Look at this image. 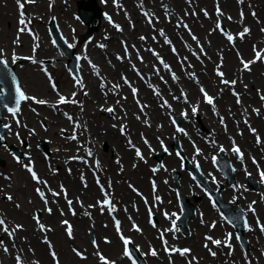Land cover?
Returning <instances> with one entry per match:
<instances>
[{
    "label": "rangeland",
    "instance_id": "obj_1",
    "mask_svg": "<svg viewBox=\"0 0 264 264\" xmlns=\"http://www.w3.org/2000/svg\"><path fill=\"white\" fill-rule=\"evenodd\" d=\"M124 4L121 6V9H125V11L121 14L120 18L121 20H123L124 24L126 25V16L128 14H130L131 12H127V10H130L131 6H134V4H136V2H138L137 0H130V3L128 0H123ZM184 2L183 7L181 8V12L184 15L185 11L187 10V4L185 1H190V2H194L195 4H199V8L200 6H212L213 3L210 4H201L202 1H206V0H182ZM210 1V0H209ZM213 1V0H211ZM132 2V3H131ZM256 2L260 3V6L256 5V4H252L251 0H247V9L246 12H244L243 10H241V6H239L240 9H238V11L236 12H230L229 10L231 9H227L225 6L221 9H226L230 14H233L234 19H238L240 26H243L244 24H246V21L249 20V24L251 28H253V30H262L264 29V1L263 0H256ZM96 3H100L99 0H96ZM37 4V5H36ZM35 5H33L34 7L30 6V10L31 13L35 16H37L38 20L35 21L34 20V24L37 28V38L40 36V31L42 29L43 33H42V43L49 45L53 48L52 51L48 52L49 54L47 56L49 57H53L55 55V53L57 54V49H55V47L52 45L50 38L47 34V25H48V21L51 19V17L54 15H56L57 19V23L58 25L61 27L62 31L66 32L65 37L67 36L68 38H74L75 36L79 37L80 32L78 31V29L80 28L81 30V34L84 35V33L87 36H91L93 34H95V36L98 37V39L96 41H101L100 37H99V33L94 32L93 34H90L86 31V27L84 25L81 24V22H79L78 18H77V11H76V7H77V1L76 0H37V3ZM51 4V7H50ZM60 5V7H57V5ZM210 4V5H209ZM100 5V4H99ZM214 6V4H213ZM69 7H72L73 9H69ZM219 7V5H218ZM17 0H0V16L5 17V18H11V29L9 31H7L4 40H2L0 38V48L4 47L5 49L8 48V46L11 45V39L13 38V31L15 29V27L17 26V18L19 16V14L17 13ZM43 8V11L41 10ZM197 6H194V9L196 10ZM215 8V6H214ZM69 9V10H68ZM220 9V8H219ZM12 10H14L13 14H11ZM198 10V9H197ZM45 12V13H44ZM253 12H255V16L253 15ZM153 14H155L154 12H152ZM241 13H243V17L241 16ZM181 14V13H180ZM181 14V15H182ZM162 17L164 18V15H162ZM179 17H183V16H179ZM191 20V19H190ZM195 20L198 21V19L195 18ZM105 20L102 21V25L106 24L104 22ZM134 23V22H133ZM130 22H127V25L125 26L126 29L131 31V34L129 36L127 35H120L119 37H125V39H127L130 42H135L137 39H139V35L140 34H147L145 31H149V29L145 28L144 29V25L142 28L138 29V30H132L131 27L129 26ZM102 25L100 27H102ZM138 25V24H137ZM221 25V28L223 29V32L226 33L227 29L223 28V25ZM63 26V27H62ZM105 26V25H104ZM108 26V25H107ZM4 27V22L0 20V33L2 28ZM74 28V30H73ZM216 28V27H215ZM217 29V28H216ZM220 29V28H218ZM221 30V29H220ZM205 34H208L207 32L209 31L208 29H204ZM210 35V34H209ZM262 36H264V34H261ZM3 37V36H1ZM66 37V38H67ZM86 41V37L84 36L83 41ZM221 41V40H220ZM69 42H72V39H69ZM85 42L81 43L80 46V50L83 49ZM3 45V46H2ZM116 46H117V50L119 51V55L124 54L125 48L124 46L120 45L119 42V38L116 39ZM8 50V49H7ZM78 51V48L76 49ZM82 54L83 51L81 50ZM117 53V52H115ZM118 54V53H117ZM53 55V56H51ZM218 58V57H217ZM212 61L211 62V73L213 72V68L218 66V64H222L225 65V62L222 58H219ZM19 65V68H17L18 70H20V75H21V79L23 80L24 84L26 85V87H29V91H31L32 93H34V96L36 97L37 100H40L41 98L44 97H50V99L55 100L56 96L54 93H51L52 91H50V89L48 88V85L46 83L45 78L43 77V75L39 72V70L37 69V65L33 64V62L31 63H27V64H17L16 66ZM218 70H220L218 67H216ZM106 71L104 72V76H98L96 74L91 73L88 77V79L94 80V83L97 85L98 82L103 81V83L105 82V85L108 83H113L112 80H114L115 77H120V74H122L124 72V70H120L117 68V70H113L111 67H107L105 69ZM52 77L54 78V76L56 77V81L59 84V87L61 90L69 93L70 90H72V92H75V88H76V99L78 104H75L74 106H80L81 110V118H83L82 123H80L79 127H81L80 131H76V129L71 130L73 124L71 123V121H79L80 117L78 119L77 115L74 114V117L71 116V120H67L65 114L60 113L59 115H54V111L51 107H45V106H41L36 107L35 111L31 110L28 111L30 112L29 114H31V118L32 121H29L30 119L26 116L27 113H22L21 114H17L15 117H12V119L10 118V120L12 121L11 123V127L13 128L11 130L6 129L3 132V136L5 135V143L7 144L6 146H8L10 143L14 142V143H18V145H20V140L22 139H26L27 136L30 137V142L27 141L26 139V146H21V149L25 151L26 156H24V158H22L21 160H19V162H15L13 156L11 155V153L7 150L6 146H0V151L2 152V158L4 160V164L0 165V175L2 176V178L6 181H4V183L7 186V189H4V191H0V196L3 198V193H9V195H11L13 197V199L11 200V202H7V204L9 205H13L15 206L13 209L9 208L11 210H16L19 207H17V205L22 206L24 202L27 201V199H29V196L31 195L32 197H35V195L32 193L33 190V186L37 185L38 183H32L30 181L29 175H31V173L26 169L25 165H28L27 162L30 160L31 158L34 159V152L38 153L39 155H41L43 157V163L38 166V164L35 163V166H31L33 167V170L37 173L38 176H40V181H42L41 183L44 185L45 188H48L49 191L51 192L52 197L49 199L48 198V208L51 209V213L48 212L47 216H52L54 213H56V224H53L51 221L47 222V219H43V220H39V224H43L45 225V227H51L52 228V232H47V240L49 241V245L44 247V251L45 254L47 256V262L48 264H68L69 262L71 264H82L83 261H81L80 259L84 260V264H86V258H81V256L77 255V252L80 253H85V247L86 246H90L93 250L91 251V253H94V256H97V259L99 260V256H103L105 258V260L107 262H109L110 264H112V262H114V264H119L120 263V256H122L127 264H132V260L133 258H129L127 256L124 255L123 253V246L124 244L120 241V236H125V235H120L118 238V243L116 246L113 247L112 251L110 252H103L100 251L101 248V242H105V240L108 241L109 238H111V234L107 233L106 231L104 233H99L97 235L103 238V241H96V235H93V238H91L90 236V229H86V233H84V235L77 240L76 242V236L78 235V231H76V225L74 222H70L67 219V215H70V208L68 209L69 205L65 204V200L66 198H68V195L63 191V189L65 190H69L68 185L64 182V179L61 178V176H65L63 174H67L65 171V164L63 163L62 166H60L57 162H61V157L65 158L67 161L69 160V158L71 160L74 159L73 155H75L74 151H75V147L73 148L72 151H70V147L65 146L64 143L66 141H71L74 145H76L75 143L77 142H81V140L84 139H88L89 136H93L91 134V130L93 129H97V133L99 134H103L104 132H106V128H104V124L100 126L96 124L95 119L93 118V114H90V110L91 108H93L94 106L97 108L99 107V104H97L95 101V97L92 96V87L91 86H85L83 83H86V80H84V77L86 74L82 75V78L80 77V82L82 81L83 83H78L77 80H72V79H68L66 77V70L61 67V64L57 63V68L56 69H51L50 70ZM224 72V71H223ZM34 75L37 76L39 78V80L41 81L39 86H34L32 83H30L29 78L30 75ZM214 74V73H213ZM27 76V77H26ZM65 76L67 78L66 81L61 80V78ZM36 79V77H35ZM243 83V82H242ZM102 84V83H101ZM75 88H74V86ZM245 85L247 86L246 83L242 84V87L244 89H247V87H245ZM254 87L256 88V93H257V97H255V99L259 102H256L252 96H247L245 94V96L243 98L240 99L241 104H239L237 107L239 110L238 113H236L233 110L232 114L233 116H231L232 111L228 112V116H226L227 118L229 117V119L234 120L235 124H231L230 122H223L221 124V126L224 128V130L226 129L227 133H232V134H236V133H240V131L245 128L246 132H249V129L246 128V126L248 125L247 123H245V121H249V122H253L255 121L256 117H260L262 119V121H264V100L261 99V96H264V91H262V89H260L261 87H259V85H257V83L254 84ZM48 89L49 91L46 92L45 90ZM197 92V91H196ZM48 93V94H47ZM51 93V94H50ZM83 96V98L81 97V95ZM198 98H199V94L197 92ZM233 95H232V101H233ZM101 98V97H100ZM117 99L120 98V96L116 97ZM140 99L145 102L146 98L144 96H141ZM244 99H248L247 102H244ZM259 99V100H258ZM81 100L84 101V104L81 105L79 103H81ZM116 100V99H115ZM235 100V97H234ZM102 101V100H101ZM132 102V101H131ZM235 102V101H233ZM133 103V102H132ZM101 104V103H100ZM134 104V103H133ZM32 104H30L31 106ZM91 105L93 107H91ZM90 106V107H89ZM104 106V108H106L104 111V109L102 108V110H97L98 114L100 116H102L104 118V120H108L109 122H115L116 125L119 124V121H114V117L112 115H117L116 113L110 116L109 114H107V109L108 108H114V105L111 104L109 106V102L103 101V104L101 105V107ZM109 106V107H108ZM121 108H123L122 105H120ZM135 106V104H134ZM252 106V110L248 109L249 107ZM108 107V108H107ZM69 108H67L68 111ZM255 110H259L258 113ZM263 109V110H262ZM134 110H137L136 108ZM84 111L86 112L87 117L89 118V120H87V118L85 117ZM102 111H104V114L102 113ZM42 114H41V113ZM70 112V111H68ZM137 112V111H135ZM223 112V111H222ZM39 113V114H37ZM221 113V112H220ZM79 114V113H78ZM92 117H90V115ZM201 114V115H200ZM224 114V113H223ZM221 114V115H223ZM97 115V113H96ZM127 115V114H126ZM203 115V111H201V109L199 110V112L197 113V117L196 115L193 114V118L195 119V121L199 118V120H201L198 124H195L196 127H194V129L196 131V136H198V134L201 133L202 131V122L204 121V116ZM219 114H217L218 116ZM225 115V114H224ZM40 118H38V117ZM79 116V115H78ZM95 116V115H94ZM119 116V113H118ZM214 117V121L215 120H221V117ZM220 116V115H219ZM166 120H167V116L165 114ZM45 118L48 120V123H44L43 120H45ZM77 118V119H75ZM18 119L20 121V124L17 125L16 120ZM27 119V120H25ZM29 119V120H28ZM146 119L148 122L152 121L149 119V116H146ZM4 120V118H3ZM62 120V121H60ZM240 120L242 122H240ZM58 121V122H57ZM6 122V121H5ZM244 122V123H243ZM63 123V124H62ZM65 123L68 124V127L66 128ZM239 123H241L239 125ZM154 125V135L155 136H160L162 135L161 132H158V129H160V125L161 127L163 126V124H161L158 120L156 122H153ZM231 125H233V128L231 129ZM109 127L111 128L112 126L109 124ZM67 129V133L64 134V132H62V129ZM120 127L116 126V129H114L118 134H120L119 129ZM130 128L133 130L132 132H130L129 134H127V137H123L122 134H120V136H122V142H123V147L128 150L132 155V159H128V155L126 154L125 158L123 157V154L120 153L119 151H115L117 158H115L113 160L112 156L109 155V153H106V144H99V149H101V151L106 154L105 156L103 155H96L97 157H99V159H97L96 161L99 162L101 164V166H103L102 170H99L97 172H95L99 178L94 177L93 173L94 171H92V169L89 170L86 169L87 173H88V185L91 187H94L95 189H97L94 185V182H105L106 184V189L109 193V199L108 200H112L114 203H117V206H119V208H121V213L123 214V218L118 219V216L115 214L114 215V220H109L108 218H102L100 219V224L103 226V230L108 229V231L110 232H114L112 233L115 234V236H117L116 234L119 232H122L123 234L125 233V227H124V223L125 225L127 224V222L129 221L130 217H127L126 215H128V213H125V210L127 211L128 209H130L132 206H137L138 207V212L135 211V208L132 211L129 212V214H132V212H134L133 215H135V213H140L139 211L142 210L143 212V216H138L136 217H131L130 219V223H132L133 228L134 225L138 226V228L140 229L137 233L147 242H143V247L144 249L146 247H149V245L151 246H155V244L160 245L161 247H165L164 246V242L163 241H167V245L168 247L170 245H172L173 243L170 242H175L177 241L178 238H182L185 239L188 234H189V230H187V232H182V231H169V229H172V214L173 212H175V210L178 211V200H177V191L174 188V182H173V177H172V173L171 170L167 169L166 166H164V168L160 167L163 159L167 158V156L170 155H166V154H175L177 152H179L178 150H174L170 145L167 146L168 149L167 151H169V153H162V158L161 159H155V152L154 153H150L151 149L148 148V150L146 151V157L149 158V160L147 159H141V158H136L134 153L131 151V149H127L126 148V138L127 140V145L130 146V148L133 149V147L139 149L141 146V137L146 139L147 138V129L143 127H141L138 131L137 125H133L131 124ZM144 129V131H143ZM35 131H40V136L39 138H32V136H30V134L32 132ZM75 132V133H74ZM159 133V135H158ZM18 134V135H17ZM74 134L77 136L76 140H72L71 137ZM165 134V132L163 133ZM147 135V136H146ZM154 135L152 136V138L154 137ZM252 137V136H251ZM149 138V137H148ZM260 138V144L259 145V149L264 146V135H259ZM40 139V140H39ZM151 140V139H150ZM85 141V140H84ZM43 144L45 145L46 150H50L52 151V155L49 156L47 154H45L42 150L46 151L44 148L40 149L39 147H41V145L39 144ZM131 142V143H130ZM133 146V147H132ZM237 146V145H234ZM44 147V146H43ZM68 149V150H67ZM160 151V149H158ZM162 151V149H161ZM261 151V149H260ZM83 152V150H82ZM31 153V154H30ZM234 155L235 153L232 152ZM141 154H143V150L141 152ZM210 154L211 152L208 153L207 157L210 158ZM31 155V157H30ZM95 155V154H93ZM219 153L214 154V156H218ZM49 156V157H48ZM70 156V157H69ZM115 156V155H114ZM68 159H67V158ZM177 158V157H176ZM225 158L228 160L229 165L231 166V172L232 174L234 173V168L233 165L230 161V159L227 157L226 153H225ZM93 157L92 155L89 157V159H87V157H83L81 158L80 161H83L85 164L86 162L89 163H94V161L92 160ZM64 160H62L63 162ZM192 161V160H191ZM257 161V160H255ZM54 162V163H53ZM212 162V159L210 160V164ZM180 163V159L177 158V161L175 163H173L172 165H170L171 168H179L178 170L180 171V175L178 177L179 183L180 185L186 182V180H189V182L195 184V180L192 179L190 177V174L187 173V171L182 169V162ZM55 164V165H54ZM213 164V168L215 169V174L218 175V180H221L223 185L226 186H233L234 182H236L235 180H237L236 178L233 177V180L228 183L226 182L227 180L223 179L224 177L222 175H220L217 172V167L215 165L214 162H212ZM194 165H198L195 164ZM92 166V165H91ZM60 168V169H59ZM156 171H153V170ZM201 174L204 176V178L207 180V183L209 182L206 175L203 173V171L201 170ZM93 172V173H92ZM63 173V174H61ZM214 174V176H215ZM250 174V173H247ZM6 177H8L6 179ZM250 177L253 179L254 182H256L258 184H252L249 181L248 175H245L244 177V184L246 185L247 188H249L251 191H259L260 189H264V182L262 184H260L256 179H254V177L250 174ZM11 178V179H9ZM25 179L27 180V182L25 181ZM109 181V183H108ZM172 181V182H171ZM243 181V180H241ZM26 182V184H25ZM43 182H46L43 183ZM21 183L25 184L24 189L19 188V190H16L17 186H21ZM79 183V182H78ZM86 183V184H87ZM153 183H155V189L153 187ZM174 183V184H173ZM210 183V182H209ZM208 185L210 187L213 186V184H209ZM80 184V183H79ZM218 184V183H216ZM215 184V185H216ZM62 186V187H61ZM131 187H135L136 189H138L139 191L141 190V192L143 193L144 197L148 199V201L146 202L145 200H143L146 205L148 206V209H150L152 212L155 213V203H157L158 205V210L159 213H161L163 211L164 215L165 213H167L168 215L163 218L162 222L159 223L158 227L155 228V226H153V223H155V217L153 219H148L146 212H145V206H143V204L141 203V207L138 206L136 203L139 202L140 200L138 197H135V195H133L134 193L130 190ZM27 188V189H26ZM127 190L128 192L131 193V200L129 201H125V200H118V197L116 196L117 190L118 191H122V190ZM219 189L218 186L214 187V190ZM236 190V189H234ZM63 191V195L66 197L60 198L58 196H60L62 194ZM193 191V196L194 194L197 196V198L195 200H191V202H194L195 205L198 204L200 198H203L206 202V204L209 206V208L214 212V214H217V216L219 215V213L215 212L214 210L216 209V207H211L208 200L212 203L211 198L209 196H207L206 194L207 192V188L206 190H202L201 192H195ZM54 193L58 194V195H54ZM191 193V192H190ZM24 194L25 199H19L18 196ZM99 199H96V204L98 205V207L93 211V213L88 214L87 216V221H90V223L92 224L95 216L97 217V215H99V212L101 210V205H100V198H103L102 194L97 190V194H96ZM159 196L161 199L159 201H155V196ZM189 195V194H188ZM191 197V199H193L192 194L189 195ZM36 198V197H35ZM63 202V209L61 206H58V202L59 201ZM84 200V199H83ZM12 201L15 202L12 203ZM1 203H4V201L2 199H0ZM136 202V203H135ZM27 203V202H26ZM113 203V205H114ZM41 204V202H40ZM93 204V198L89 197V199H87L86 201V206L89 207ZM74 205L76 206V203L74 202ZM40 206V205H39ZM6 207L2 205L0 207V217L4 218L6 221V224L8 225L9 229H13L15 228L16 225H22V229L16 230L14 233V236L12 238H10L7 234H4V232L2 231V229H0V240L4 241V246H7V248L9 249L8 253H5L1 248L0 250V257L3 256L5 257H9V259L12 260V264H17V261L15 259V255H20L21 257V261L24 260L22 250L27 251V249H30V251L34 252V245L32 243L29 242V240L27 239V234L25 233V229H26V225L24 223V221L17 216H6ZM104 207V206H103ZM75 210L74 213L76 212V208L75 207H71ZM41 209H42V204H41ZM105 209V208H104ZM176 211V212H177ZM205 212V210H203ZM105 212V211H104ZM208 211H206L207 213ZM73 213V215H75ZM205 213V214H206ZM108 214V213H107ZM5 215V216H4ZM32 216V215H31ZM29 217L30 220L32 221V224H35L37 227V230H40L39 224L37 222L36 219H33L34 217ZM78 216H80V214H78ZM215 216V217H217ZM208 216H206L207 218ZM220 217V215L218 216V218ZM80 218V217H79ZM191 219V218H190ZM189 219V220H190ZM119 221L120 222V230L117 231V227H116V223L115 221ZM188 220V222H189ZM208 222L206 221V223H204V227L208 230H214L215 227H211L212 223L210 222L211 220L207 219ZM62 221H67L68 224L65 225L64 223H62ZM124 221V222H123ZM143 221V222H142ZM128 222V223H129ZM210 222V223H209ZM220 225H221V229L223 234L229 239V242L231 244V248H229L227 246V248H225L223 251H225V254L230 253L231 250L233 249L232 254H236L238 257H242L245 252L247 251V247L244 246L239 239H237V235H236V230L233 228V226L227 221L225 220V218L222 216V218H219ZM57 226H59L60 230L59 231H55V229L57 228ZM68 226H71L72 229V233L71 236H69L68 234ZM188 226V225H187ZM129 227H131V224H129ZM115 228L116 232L113 230ZM163 232L168 235H164L163 234V240L161 239V233L162 230ZM146 231H148V233L146 234ZM85 232V231H84ZM141 233V234H140ZM229 233L231 234V238H229ZM41 236V234H39ZM133 235V234H132ZM135 235V234H134ZM133 235V236H134ZM65 239V241H63V239ZM201 239V237L199 238ZM245 240L247 242V239L245 237ZM93 241H95V244L93 243ZM134 246L136 247L137 251H139V245H141V243L137 240V238L134 236ZM109 242V241H108ZM154 242V244L152 243ZM24 243V245H22ZM13 244L15 245L13 247ZM136 244V245H135ZM149 244V245H148ZM153 244V245H152ZM51 245V247H50ZM179 245V244H176ZM264 245L261 244L260 246V251L257 255L254 256V258L257 260V258L260 256L261 251L262 254H264ZM3 248V246H2ZM179 248V247H178ZM183 248H187L186 246ZM75 249V251H74ZM54 251L56 253V258L54 259L53 256L51 255V252ZM18 252V253H17ZM141 255H144L145 252L144 251H139ZM67 253H69L73 258L71 259H67ZM193 256V255H192ZM11 257V258H10ZM194 257V256H193ZM202 257V256H201ZM214 258H216V256H212ZM244 257V256H243ZM141 258L144 260V258L141 256ZM33 264H45V258L43 259L42 255H34L32 257V259L30 260ZM100 261V260H99ZM254 261V260H252ZM137 262V261H136ZM184 263L186 264V261H184ZM260 263H263V260H261ZM257 262V264H260ZM137 264H139L137 262ZM144 264L145 260H144ZM168 264H172V262H169ZM194 264V263H192ZM232 264H239V262H237L236 260L233 261Z\"/></svg>",
    "mask_w": 264,
    "mask_h": 264
},
{
    "label": "bare ground",
    "instance_id": "obj_2",
    "mask_svg": "<svg viewBox=\"0 0 264 264\" xmlns=\"http://www.w3.org/2000/svg\"><path fill=\"white\" fill-rule=\"evenodd\" d=\"M128 1L130 3V0ZM245 1L247 0H242V2L241 0H220L219 4L221 7L225 6L228 10L232 8L231 10H229L230 12L238 11V9H240L239 6H241L242 8L241 10L246 12L247 5L245 4ZM251 1H252V4H256L260 6V3L256 2V0H251ZM209 2L210 4L213 3V1L211 2V0L210 1L206 0V1H202L201 4L204 5ZM106 3H107L106 8L108 10L110 8H114L115 6L114 1H107ZM144 3L153 7L156 11L167 10L169 12H172L173 10L174 12H181V8L184 5V2L182 0H144ZM213 4L212 6L206 7V11L215 12ZM29 5L31 6L32 3H29ZM57 7H60V5L58 4ZM69 9L71 8L69 7ZM130 9H131V12L133 13V16L136 17L138 23L141 24L142 17L138 14V12L142 10V6L138 5L137 8L132 6ZM41 10L43 11V8ZM13 12L14 10H12L11 14H13ZM217 16L222 17L223 15L217 14ZM28 17L30 18L29 15ZM34 18L35 20L36 19L38 20L37 16H34ZM227 18L223 17L224 21L228 25H230L231 28H234L236 27V25H238L235 19H227ZM10 19L11 18H5V17L0 16V20L4 22V27L2 28L1 33H0V38L2 40H4V37L7 31L11 29V25L9 23L11 22ZM246 23L249 24L250 23L249 20H247ZM193 25L200 33V34L198 33L199 35L198 40L197 42L195 41V46L190 54V59L195 64L194 67L179 69L178 65L174 62V56L170 52H168L165 46H161L160 51L162 54L165 55L166 59L170 61L169 63L172 65V69L176 71L175 73H180V75L183 76L185 73L189 75L193 71L198 70L200 74L196 76L197 81L195 78H190L189 80H186L185 78L173 80L172 79L173 72L171 70L165 69L162 64L157 65V68L159 69V71L157 72L155 68L151 67V60L153 59V57L148 55L147 59H149L150 61L149 62L150 67L148 69L149 79L152 80L155 83V86L159 87L160 91L162 92L161 95L160 94L157 95L156 93L157 92L159 93V91L149 90L150 91L149 92L147 89L143 88L144 90H146V93H147L146 97H148V99L150 100L149 115L154 120V122H156L157 120H160L164 123L162 126V129L158 131L164 132V131L169 130L170 126L167 120L165 119L164 111H166L167 109H171V110L176 109V110L181 111L183 110V108L187 109L188 103H189L188 101H185L184 98L182 97L179 91V88H178V84H181L183 87L190 90L189 93L192 98L190 102H195V105H199L204 109V112H203L204 121L202 122L203 124L202 131L200 134H198V136H196L197 135L196 132H199V131H196L193 127H190L188 134L183 133L182 135V134L176 133V137H177L176 139L181 143L184 149L186 158L196 157L198 162L202 165V171H205V175L207 178L212 174V173L209 174V171H213L212 165L210 164V160L207 157L208 153L209 152L216 153L220 150L221 147H223L224 151H228L226 152V155L231 160V163L234 167V173L232 174V172H230L228 174L233 175V177L236 178L237 180H235L236 182H234L233 186H226L222 184L219 189L220 191H219L218 198L224 201L225 203H227L228 205L227 209L229 211L236 209L237 207L242 210L243 218L241 215L239 216L242 218V220H244V223L245 221H247V224L249 225V227L246 228V232H245L248 249L243 255L244 257L243 256L238 257L235 253L232 254L233 249L230 252L231 254L229 253L225 254V251H224V254L223 252H221L225 248H227V243H230L229 239L222 232L220 222H218L219 218L215 217L214 212L209 208L205 200L203 198H200L198 204L195 205V203H193L195 214L187 223L188 230H189L188 236L185 239L178 238L177 241H175L179 243V246H184V247L186 246L187 248H189L191 252L186 256H181L179 255V253H172L173 258H174L172 264H185L184 261H187V260H191L192 263L194 264H232L234 260L239 262V264H257V262L260 261V256L257 258V260L254 258V256L259 253L261 244L264 245V232H261L260 230V225H264V189L262 188L259 191H251L244 184V177L247 174V172H249L254 177V179H256L259 183L264 181L262 180L261 175H260V173L264 171V146H262L263 149L260 148L261 149L260 151L259 144L257 143L256 138L254 137L252 133H247L246 129H244V133L242 135H238V136L236 134L227 133L224 130V128L221 126L219 120L214 121L215 116L212 112V109H213L212 105L208 106L204 104L198 98L196 87H198V84L200 82H203L208 86L209 89L207 91L210 92V94L212 93L216 95L214 102L217 105L219 111L221 112V113L219 112V114L224 113L225 114V115L223 114L224 116H228L229 111H232L231 114H234L233 110L236 113H238L240 110L237 107L238 105L235 102H233L235 101L234 97L232 101L231 87H233L234 90H237L238 92H240V94L243 97L245 96V94L247 96L250 95L253 97V99L256 102H259L255 99V97H257V93H256V88L254 87V84L257 83V85L261 87L262 91H264V66L262 65V63L259 62V60L255 58V56H253V52L249 53V51L251 49L250 47L251 44L252 43L258 44V41L262 40L263 36L261 35L260 31L252 29L251 34L243 40L239 41L238 39H241L240 37H237V36L234 37L235 39L233 41H235L236 39L238 40V42L236 43L237 44L236 47L239 48L237 51H235L233 50L234 45L230 46L229 42H227L226 40H223L222 39L223 34H221L220 32H213L211 35L207 34L206 36L202 35L204 33L203 28H205L206 26V22H204L202 19H201L202 28L196 21H194ZM242 28H245V27H242ZM166 29L169 32H171L172 40L174 42H177L178 44H180L181 41L183 40L188 41V35L184 31L180 30V28H178L177 26L169 23V24H166ZM122 33L124 35L129 34L130 30L125 28ZM119 34L120 33H117L113 30L109 39L106 41V44H107L106 52L109 54L110 57L113 56V54L111 55V53H114L112 49L116 48L115 40L117 39ZM79 35L82 37V34H79ZM127 44H129V42ZM26 47L27 46H25L22 43L18 45V49H24ZM201 47L203 48V51H201ZM42 48L45 49L46 51L50 50V48L46 47L45 45H42ZM7 49L11 53H14L15 51V48H13L11 45L8 46ZM181 51L184 55L186 56L189 55L187 46H181ZM243 51L246 55L249 54L250 57H253V61L254 60L256 61L254 63H250V66H251L250 72H246V70H244V68L241 66L239 62V60H241V57L243 56ZM262 52L264 54V48ZM84 53L90 56L94 63H100L103 69L106 68V65L104 63L105 57L103 56V53L101 52L99 48H95L90 44V46L88 45ZM222 56L225 59V65H219V67L222 71H224V73L226 74V77L237 81V83L234 86L225 85L224 83H222V80L216 81L217 78L215 77L213 73H211V62L216 60L217 57L221 58ZM22 61H25V60L22 59ZM25 62L28 63V61H25ZM116 64L119 66L118 68L125 69L126 67V61H118L116 62ZM78 69L80 73L82 71L83 75L86 74L85 75L86 83L88 86H91L93 89L92 96L97 98L98 93H100L99 91L100 89L94 83V80L90 81L88 79L89 78L88 76L90 75V72H91L90 67L88 65H85V61H84L83 63L80 64ZM184 70L185 72H183ZM29 75H30V78H29L30 83H32L34 86H39L41 82L39 78L31 74ZM161 77H163V79H161ZM242 82L248 83L247 85L248 89L242 88V84H241ZM144 86L149 88V86H151L150 82L146 80ZM45 91L48 92L49 90L46 89ZM113 94L117 95L118 92L115 91V89L109 92V95H113ZM104 97L105 99L115 100V96L111 97V96L104 95ZM161 97L167 101L166 105L164 104V101L161 100ZM103 99L104 98L101 97V100ZM247 100L248 99H244L243 101L247 102ZM127 106H128L127 113L129 114H128V118L125 119L127 120L126 126L129 125L130 127L131 124L138 125L137 123L139 122L135 119L134 114H132L133 110L135 109V106L131 102H128ZM115 107L116 109L114 111H119L118 108L121 109L120 105H117ZM95 112H97V109L91 108L90 114H93V118L95 119L97 126L98 125L100 126L99 123L103 122L104 123L103 127L106 128V132H104L103 134H100V133L98 134L96 132L97 129H93L91 130V134L93 136H89L88 139H84L85 141L82 140V142L75 143L76 145H74L72 142H69V141L66 143L69 147H75V151H74L75 161L70 162L69 164L72 170V173H69V174L61 173L65 175V176H61V178L64 179V182L69 187V190L67 191L69 201H71L73 205H74V202L76 203V207L78 208V211L80 214V218L73 217L75 225H76V231H78V235L76 236V242L84 235V233H86V229L88 228L92 230L90 232H92L93 235L94 234L96 235L97 242L103 241V238L100 236L97 237V235L99 233H104L106 231L107 233L111 234V238L108 239L109 242L107 240H105V242H101L100 251L103 250V252H110L112 251L113 247L117 245L118 236H115V234L112 235V233L114 232H110L108 231V229H105V230L102 229L103 226L100 224L99 221L100 219L106 217L104 212L100 211L99 215H97V217L95 216L94 220L92 221L93 222L92 224L90 223V221H87L88 214L93 213V211L98 207V205L96 204L97 189L91 186H89V188H85L82 185V181L86 182V180L82 178V177H85V174H81V173L86 169H84V165H85L84 162L79 161V159H81L82 156H85L86 152L84 153L82 152V150H85L87 147L90 148V150H88L87 152H92L98 155L105 156L106 154L104 155L101 149H99L100 143L106 144V150L108 149L106 153H109L110 156L113 155L112 157H114L113 149L122 153L124 158L127 154L128 159H132L133 155L123 147L122 136H120L114 130V128L109 127V120L107 121L104 120L102 116L98 115V113L96 115ZM84 114L87 120H89L85 111H84ZM81 119L83 120V118ZM30 121H32V118L30 119ZM225 121L230 122L231 124L232 123L235 124L234 123L235 121L229 119V117L228 118L224 117V122ZM253 122H254L253 124L257 126L256 131L264 135V121H262L260 117H256L255 121ZM65 126L68 127V124L65 123ZM232 128H233V125H231V129ZM77 130H79L78 127H77ZM147 131H148L149 136L153 135V132H150V130H147ZM30 136H32V138L39 137L40 132L31 133ZM190 138L198 142L197 148L200 149L199 154H197L196 152L197 148L193 147L189 143ZM154 144L155 146L159 147L156 142ZM233 144H237V146H239V148L243 152V161H241L238 158V155H234L232 153L231 149H232ZM131 151L138 158V156L136 155V152H134L133 150ZM34 158L38 166H40L43 163L42 157L36 152H34ZM165 159L170 163V165H172L173 163L177 161V158L174 156H170ZM253 159L257 161L254 163ZM57 163L60 166H62L63 164L62 159H61V162H57ZM25 181L27 182L26 179ZM79 181L81 182L82 187L78 183ZM0 183H2L1 178H0ZM25 184L21 183V186L20 185L17 186L16 190H19V188L24 189ZM181 188H182V191H183L182 194L184 197H186L188 194L189 195L191 194L190 192L193 191L192 188L199 190V188L194 186V184L189 182V180H186V182L183 184V186H181ZM2 190H3V187L0 185V191ZM90 193L93 194V204L87 207L86 201L87 199H89L87 195ZM116 196L118 197V200L116 201H119V200L129 201L132 199L131 193L125 189L122 191L117 190ZM18 198L24 200L25 196L24 194H22L18 196ZM64 202L67 205V201L65 200ZM33 203L36 206L40 204L38 201L32 200L31 202H27V204H23L21 209L18 208L16 210L9 209V208L13 209V206L7 204L8 209L6 210V216H13V217L17 216V217H20L24 221L26 225L25 233L28 234L27 236H28L29 242L35 246L33 254L30 251V249H27V251L22 250V254H23L24 260L26 261V264H33L30 260L32 259L34 255H42L43 259L45 258V262H46L45 264H48L47 256L44 251V247L46 246V244L43 242L42 244L40 242V241H43L41 238H39L40 233L38 232L36 225L32 224V221L29 218ZM62 205H63V202L60 200L58 202V206H61L63 209ZM115 206H117V203H114V207ZM250 206L251 208L255 209L254 213L253 211L250 210ZM117 210H119V208H117ZM203 210H205V212ZM201 211L204 213H206V211L208 212L203 215L201 214ZM140 214H142V211ZM237 215L238 214H236L235 217H237ZM206 216L208 217L206 218ZM70 217L71 216H68V218ZM44 218L47 219V222L51 221L53 224H56V221H57L56 213H54L52 216L44 215ZM207 219L211 220L210 221L211 223L215 222L214 230H210V229L207 230L203 226L204 223H206V221L208 222ZM258 220H259V224L257 223ZM59 230L60 228L59 226H57L54 232L59 231ZM126 233L129 234L131 232H126ZM147 233L148 231H146V234ZM135 235L139 242H147L138 233H135ZM200 237L201 239H199ZM206 237H212L213 240H220L221 244L215 245L214 243H212L211 240H206ZM63 241H65V239H63ZM152 243L154 244V242ZM206 244H207V247H205ZM22 245H24V243ZM142 246H143V243H142ZM155 246L157 247L158 245L155 244ZM209 249H211L212 252L216 253L215 255L216 258L212 257ZM92 250L93 249L90 246H86L85 253H82L85 255V258L87 260L86 264H100L97 259V256H94V253H91ZM143 251L145 252L144 258H145L146 264H168L169 262H166V261L171 260V256L169 253L163 254V252H161V253H157L156 256H153L151 255V252L147 250V247ZM192 255L196 258L195 260H192V257H193ZM71 258L73 257L69 253H67V259L69 260ZM80 260L83 261L82 264L85 263L84 260L82 259ZM4 264H12V260L9 259V257H5ZM68 264H71V263L69 262ZM119 264H127L126 260L122 256H120Z\"/></svg>",
    "mask_w": 264,
    "mask_h": 264
},
{
    "label": "snow or ice",
    "instance_id": "obj_3",
    "mask_svg": "<svg viewBox=\"0 0 264 264\" xmlns=\"http://www.w3.org/2000/svg\"><path fill=\"white\" fill-rule=\"evenodd\" d=\"M34 2H35V0H17V5H18L19 9L21 10V12H20V17L21 18L19 20V23L21 25H23V27H21L19 29L20 32H24L25 30H28L29 32L31 31L28 28V24H30L31 21L30 20L26 21L24 19L25 14L23 12V9H24L25 3H34ZM114 2H115V0H114ZM241 2H242V0H241ZM50 7H51V4H50ZM144 14H145V16H148V13H144ZM217 14L218 15H221L222 14L221 11H220V9H219V7H217ZM205 15H207L206 12H205ZM253 15L255 16V12H253ZM241 16L243 17V13H241ZM229 19H231V18L229 17ZM149 22L151 23V19L149 20ZM115 27L117 28V30H121L119 25H115ZM184 27H187V25H184ZM217 28H220L221 31L223 32V29L221 28L219 22L217 23ZM261 31H264V29H262ZM249 32H250V29L247 28V27H245L243 29V31L240 32L238 35H239L240 38H243ZM160 35L161 36H164L165 35L164 32H163V30H160ZM140 39L144 40L146 38L145 37H141ZM193 39H196V37H193ZM227 39L229 41H233L234 40V37L231 36V35H228L227 36ZM165 42L166 43H169V44L171 43V41L168 40L167 38H165ZM54 43H55V41H54ZM71 46L72 45H69V47H71ZM99 46L101 48H104L105 47V45H103V44H101ZM125 50L127 51V48H125ZM254 50H255V46H254ZM33 51H35V47H34ZM173 51L175 52V48H173ZM201 51H203V48L202 47H201ZM2 54H3V50H0V65H3L4 68L7 69L8 68V62H7V60H5V59L2 58ZM154 55H157L159 57V54L158 53H154ZM27 59H31V58H27ZM118 59H122V58L118 57ZM256 59L257 60H260V59H264V57L261 56L260 52H256ZM12 62L15 63V57H13V61ZM33 62H35V61H33ZM254 62H256V61L254 60V61H250V62H245V61L242 60V64H243L244 70L250 71L249 65H250V63H254ZM160 63L163 65V67L165 69L170 70V66L168 64L164 63V61H163L162 58L160 59ZM158 71L159 70H157V72ZM191 75L194 76V74H191ZM218 75L223 78L224 73L223 72H218ZM12 79H13V82L15 84V106L14 107H9L8 105L5 104L4 107L7 109V111L9 113H11L13 115V117H15L17 115V113L20 111V105H21V102L22 101L34 100L35 102H37L39 104H45L46 103V101H44V100H36L35 97H30V96L26 95L25 92L22 90L20 84L17 82L16 77L14 75L12 76ZM124 79H125V83H128L127 79L126 78H124ZM161 79H163V77H161ZM172 79L173 80H176L177 79L175 73L172 74ZM77 82L80 83V81H77ZM222 83H224L225 85H232V86H234L237 83V81L236 80L229 81V80H226V79H222ZM53 87L55 88V85L54 84H53ZM114 87L118 88L119 85H115ZM245 87H247V86L245 85ZM132 91H133V95H136L137 90L135 88H133ZM201 92L204 94L205 101L208 104L213 105V110L215 111V107H214L215 97L209 95L207 93V91L204 90L203 88H201ZM156 94L159 95L158 92ZM233 94L236 95V97H237V101H236L237 104L241 103L239 94L235 92L234 88H233ZM3 95H4V90L2 88H0V97H2ZM73 95H75V94H73ZM261 99L264 100V96H261ZM72 102L75 103V101H72ZM59 103H68V100L65 97L61 96L60 97V100H59ZM164 104L166 105L167 104V101H165ZM107 111L108 112H114V109L110 107V108L107 109ZM197 111H198V109L196 107H193L192 108L193 114H196ZM254 111H256L258 113L259 110H255L254 109ZM137 118H139V117H137ZM69 119H72V118L69 117ZM245 122L247 123V121H245ZM16 123H17V125H19L20 124V121L17 119L16 120ZM173 123H175V120H173ZM221 123H223V118H221ZM3 127L10 130V125H8V124L3 125ZM113 127H115V125H113ZM120 130H121V133L123 134L125 132V127L123 125H121ZM250 130L253 133L256 132L255 129H250ZM178 131L184 132L185 130L183 128H178ZM4 139H5V137L3 135H0V141H3ZM71 139H76V136L73 135L71 137ZM257 143H260L259 136H257ZM220 150L221 151H224L223 147H221ZM165 151H167V148H165ZM232 151L238 155V158L241 161H243V152L241 151V149L239 148V146H234L233 149H232ZM196 152H197V154H199L200 153V149L197 148L196 149ZM89 155H91V152H89ZM136 155L138 157H140L141 159H143V156H142V154H141V152H140L139 149H136ZM177 155L179 156L180 153L177 152ZM216 159H217L216 157H213V162L214 163L216 162ZM17 160L19 162V158L18 157H17ZM253 162L254 163L256 162L255 159H253ZM25 167L31 173L33 180L37 181L38 183L39 182H42V181H40V178L38 177L37 173L33 170V168L31 166L25 165ZM197 167H199V165H197ZM153 171H156V170L154 169ZM260 175H261L262 180H264V171H262L260 173ZM7 178L8 177H6V179ZM43 183L46 184V182H43ZM98 183H99V181H98ZM153 187L155 189V183H153ZM36 191L41 196V198L44 199V193L39 188H37ZM54 195H58V194L54 193ZM7 199L11 201L13 199V197L11 195H8L7 196ZM155 199L157 201H159L161 198L157 195V196H155ZM45 203L47 204V201L46 200H45ZM68 203H69V207L71 208L72 202L71 201H68ZM99 203H101V211L104 210V207H103L104 205H107L108 206V209H109L110 212L115 211V207H114V205L111 204V201L110 200L105 199L103 202H99ZM213 203L215 205V202L214 201H213ZM253 203H255V202H253ZM17 207H19V205H17ZM250 210L253 211V213L255 212V209L254 208H251V206H250ZM48 211H49V213H51V209L50 208L48 209ZM165 215L167 216L168 214L165 213ZM150 216H151V210H150ZM34 218L37 220V222L39 224V217L36 216ZM177 219H179V217H177ZM225 219H227V217H225ZM229 222H231V221H229ZM63 223L65 225L68 224L67 221H64ZM115 223H116L117 231H119L120 230V222L117 220V221H115ZM152 223H153V226H155V223L154 222H152ZM257 223L259 224V220L257 221ZM22 227H23L22 225H19L18 224V225L15 226V228L9 229L8 225L6 224L5 219L2 218V217H0V229H2V231L4 233H6L10 238H12L14 236V233H15L16 230L22 229ZM39 227H40V229L42 231L45 230V226L43 224H39ZM211 227H215V222L212 223ZM245 227L246 228L249 227V225L247 224V221H245ZM134 228H136L137 231L140 230L138 228V226H136V225H134ZM179 230L180 229H179V227L176 224V220H172V229H169V231H179ZM260 230H261V232H264V225H260ZM67 231H68L69 236H71V233H72L71 226H68ZM229 238H231V234L230 233H229ZM236 238L237 239H240L239 236H237ZM161 239L163 240V233H161ZM45 240L47 242V238H45ZM206 240H211L212 243H214L215 245H220L221 244V241L220 240H213L212 237H206ZM163 242H164V246H165V251L166 252H169L170 255H171V253H179V255H181V256H186V255H188L191 252V250L189 248H183V249H179V248H169L168 245H167V241L165 240ZM93 243L95 244V241H93ZM129 243H130V241L128 239H124V244H125L124 255L127 256V257H129V258H132L135 254L128 249L127 246H128ZM225 243H227V242H225ZM0 246H3V251L5 253H8L9 249L7 248V246H4V241L3 240H0ZM14 246L15 245L13 244V247ZM227 246L229 248L232 247L230 243H227ZM50 247H51V245H50ZM205 247H207V244L205 245ZM74 251H75V249H74ZM209 251H210V253H211L212 256H215L216 255V253L215 252H212L211 249H209ZM229 254H231V253H229ZM51 255L53 256L54 259L56 258V253L54 251L51 252ZM77 255L81 256V258H84L83 257V254L80 253V252H77ZM151 255H153V256H156L157 255V252H156L155 249H153L151 251ZM100 258H101L102 261L105 262V264H108V262L105 260V258L102 255L100 256ZM15 259L17 261V264H21V257H20V255H16ZM195 259H196L195 257H192V260H195ZM57 264H58V261H57ZM112 264H114V262H112ZM132 264H137V262H136L135 259L132 260ZM189 264H192V261L191 260L189 261Z\"/></svg>",
    "mask_w": 264,
    "mask_h": 264
},
{
    "label": "water",
    "instance_id": "obj_4",
    "mask_svg": "<svg viewBox=\"0 0 264 264\" xmlns=\"http://www.w3.org/2000/svg\"><path fill=\"white\" fill-rule=\"evenodd\" d=\"M89 3H90V8H91L93 11L98 12V10H97V8H96V6H95V2H94V0H90Z\"/></svg>",
    "mask_w": 264,
    "mask_h": 264
}]
</instances>
